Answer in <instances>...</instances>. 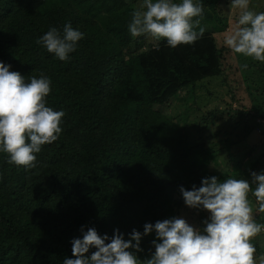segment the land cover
<instances>
[{
	"label": "trees",
	"instance_id": "1",
	"mask_svg": "<svg viewBox=\"0 0 264 264\" xmlns=\"http://www.w3.org/2000/svg\"><path fill=\"white\" fill-rule=\"evenodd\" d=\"M137 1L0 0V61L24 77L49 76L47 105L65 113L60 136L42 146L34 168L10 164L0 153V264H62L81 226L109 236L118 229L127 239L145 222L181 216L179 186L190 190L213 175L243 178L238 159L244 156L253 160L249 177L264 167V149L256 158L246 154L254 150L245 141L253 123L264 120L258 104L241 103L232 115L227 107L199 110L197 134L161 112L184 90L217 78L238 102L241 81L233 80L227 64L232 50L219 43V30L210 29L213 22L226 27L220 0H203V36L176 48L130 35ZM67 21L84 37L70 59L60 61L36 40ZM242 58L249 61L241 62L248 89L250 79L264 88V76L254 75L260 62ZM257 128L264 139V124ZM216 149L229 155L225 171L210 170ZM153 238L142 237L140 259L154 250ZM257 250L264 254V246Z\"/></svg>",
	"mask_w": 264,
	"mask_h": 264
},
{
	"label": "clouds",
	"instance_id": "2",
	"mask_svg": "<svg viewBox=\"0 0 264 264\" xmlns=\"http://www.w3.org/2000/svg\"><path fill=\"white\" fill-rule=\"evenodd\" d=\"M230 4L240 11L223 43L234 53L264 62V11H254L250 0H230ZM203 12V0H142L132 11L127 30L132 37L163 40L171 48L191 45L205 32ZM83 37L67 21L62 28L49 27L36 43L60 61H68ZM10 67L0 61V153L7 154L8 163L28 170L35 167L42 146L60 136L65 113L47 105L49 76L41 72L24 77ZM179 192L188 208L207 211L203 227L173 216L145 222L142 231L133 228L125 239L118 229L109 236L81 226V236L70 241L72 256L62 264H255L251 239L264 230V223L254 218L250 197L255 211L264 213V170L252 171L250 179L203 177L199 187L179 186ZM150 233H154L150 241L154 250L140 259L141 239Z\"/></svg>",
	"mask_w": 264,
	"mask_h": 264
},
{
	"label": "rangeland",
	"instance_id": "3",
	"mask_svg": "<svg viewBox=\"0 0 264 264\" xmlns=\"http://www.w3.org/2000/svg\"><path fill=\"white\" fill-rule=\"evenodd\" d=\"M142 4V0L137 1V7L139 8ZM218 10H220L224 23L225 28H221L220 24H217L213 22L211 24V28L213 30H216L218 32H215L218 36L219 43H223V38L228 33H230L235 25V21L238 18L239 15V9L233 8L230 4V0H220L217 4ZM250 7L254 11H264V0H250ZM223 29V30H222ZM222 30V31H220ZM151 38V37H150ZM152 39V38H151ZM153 40V39H152ZM240 54L234 53L231 51V53L227 56V64H229L228 70L233 72L231 77L234 79L238 78V82L241 81V88L237 91V96L239 97L238 102L235 101L232 102V98L227 94L225 91L226 86L221 81V78L213 79V80H207L203 81L199 84V86L195 88H190L184 90L179 97L172 99L171 102L168 105H165L161 107V112L165 113L166 115H169V117L172 119V122L179 123V128L183 131L185 129L187 132L191 134H197L198 127L195 126V122L200 118L201 111H207L212 109H225L231 111L229 114H235L236 108L240 107V104H244L248 107L253 106L254 104H258L260 109L264 110V88H261V86H258L257 81L250 79V93L248 86L246 82L244 81V77L242 75L243 69H241L240 65L241 62H246V64H249L248 60L246 58L240 59ZM259 62V61H256ZM253 63V62H252ZM260 66V72L254 73V75L258 76H264V66L263 62L259 63ZM263 86V85H262ZM228 101L231 103V107L226 103ZM227 107V109L225 108ZM228 115L226 114L224 118H227ZM256 121L258 122L257 118ZM255 123V122H254ZM251 128V133L245 139L247 142L248 147H254L252 151L249 153H246L248 155H251L253 158H256L257 155L260 154L261 150L264 149V139L263 135L260 134L257 126H262L264 124V120L260 122V124H256ZM262 123V124H261ZM183 128V129H182ZM248 128V124L246 125V129ZM260 128V127H259ZM261 129V128H260ZM236 136L240 135V129L236 130L235 133ZM210 138V137H209ZM211 139V138H210ZM212 139L216 140L218 137H212ZM216 149V157L217 161L212 163L210 166V170L212 171H225L227 170L231 163L228 162V156L227 154L223 153L220 154L217 152ZM247 151V150H246ZM264 151V150H263ZM240 161L239 168V175H243V179H250V177L246 173V169L250 167L253 160L249 158L248 156H244L241 159H238ZM261 170H264V167H262ZM259 172V171H257ZM235 178H239L238 176H233ZM250 202L253 205L254 209V218L257 220V222H260L264 217V213H258L255 211V200L254 198L250 197ZM201 212L203 213V220H205L208 216V213L206 210H197V209H190L186 205H183L180 209L181 217L185 218L190 224L197 226V227H203L201 218L199 217ZM264 220V219H263ZM251 242L253 243L256 251L253 254V258L255 261V264H260L261 259H264V254H261L257 247H263L264 246V230H262L258 235L253 237L251 239Z\"/></svg>",
	"mask_w": 264,
	"mask_h": 264
}]
</instances>
